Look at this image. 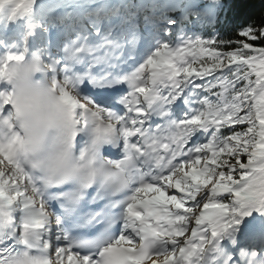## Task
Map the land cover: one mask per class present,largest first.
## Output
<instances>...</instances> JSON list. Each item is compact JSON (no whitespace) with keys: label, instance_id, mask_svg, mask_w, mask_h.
Returning <instances> with one entry per match:
<instances>
[{"label":"snow or ice","instance_id":"1","mask_svg":"<svg viewBox=\"0 0 264 264\" xmlns=\"http://www.w3.org/2000/svg\"><path fill=\"white\" fill-rule=\"evenodd\" d=\"M192 7L0 0V264H264V0Z\"/></svg>","mask_w":264,"mask_h":264},{"label":"trees","instance_id":"2","mask_svg":"<svg viewBox=\"0 0 264 264\" xmlns=\"http://www.w3.org/2000/svg\"><path fill=\"white\" fill-rule=\"evenodd\" d=\"M226 38H227V35H226Z\"/></svg>","mask_w":264,"mask_h":264}]
</instances>
